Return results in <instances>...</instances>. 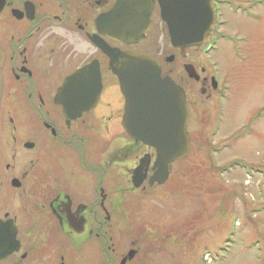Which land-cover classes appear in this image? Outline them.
Masks as SVG:
<instances>
[{
  "label": "flooded vegetation",
  "instance_id": "obj_1",
  "mask_svg": "<svg viewBox=\"0 0 264 264\" xmlns=\"http://www.w3.org/2000/svg\"><path fill=\"white\" fill-rule=\"evenodd\" d=\"M164 2L0 0V264H148L140 246L152 235L142 230L141 208L153 195L156 152L126 131V100L106 50L159 62L162 77L186 93L191 133L197 108L224 99L228 85L217 62L191 63L188 52H218L229 36L220 29L229 24L226 8L250 18L264 8V0H212L216 22L208 42L181 52L171 46L175 53L162 59L180 58L183 80L154 55L168 34ZM130 19L142 23L126 28ZM127 30L142 33L126 38ZM112 31H119L118 39ZM82 69L88 73L79 84L98 82L100 93L61 94ZM63 99L86 100L81 106L90 107H70V117ZM147 155L148 173L138 187L135 171Z\"/></svg>",
  "mask_w": 264,
  "mask_h": 264
},
{
  "label": "rangeland",
  "instance_id": "obj_2",
  "mask_svg": "<svg viewBox=\"0 0 264 264\" xmlns=\"http://www.w3.org/2000/svg\"><path fill=\"white\" fill-rule=\"evenodd\" d=\"M223 11L229 24L220 29L229 36L218 52L193 50L187 61L217 62L228 90L197 108L190 156L143 198L142 230L152 236L140 247L148 264H264V8L251 18ZM157 50L175 79H187L180 58L162 60L175 53L168 34Z\"/></svg>",
  "mask_w": 264,
  "mask_h": 264
},
{
  "label": "water",
  "instance_id": "obj_3",
  "mask_svg": "<svg viewBox=\"0 0 264 264\" xmlns=\"http://www.w3.org/2000/svg\"><path fill=\"white\" fill-rule=\"evenodd\" d=\"M129 0H126V6ZM163 21L168 27L172 47L181 52L183 49L199 46L209 39V33L216 22L212 0H161ZM123 3L120 8L123 7ZM117 15V14H115ZM142 21L126 20V28ZM146 24L148 21L145 22ZM119 31H112L113 39ZM142 33V32H140ZM129 30L126 38L138 37ZM111 58V68L120 80L121 92L125 97L124 126L129 137L146 146L153 147L156 160L153 166L151 185H164L170 177V166L186 159L191 152V138L188 132L191 112L186 93L172 78L162 77L161 65L145 55L130 52L106 50ZM175 56H170L168 63H173ZM189 77L193 78L192 65L185 67ZM88 73L87 69L78 71L69 78L61 89V94L100 93L99 83L79 84V78ZM86 100L63 99L61 103L67 109V115L75 117L70 107L88 109L81 106ZM95 102V101H93ZM86 103H91L88 99ZM150 165V157L142 159L136 169L134 182L136 186L145 181ZM134 253H131V257Z\"/></svg>",
  "mask_w": 264,
  "mask_h": 264
}]
</instances>
